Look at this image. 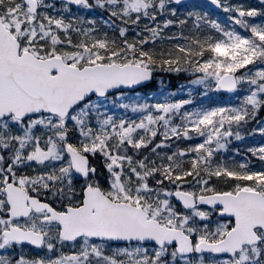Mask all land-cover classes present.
<instances>
[{"label": "snow or ice", "instance_id": "snow-or-ice-1", "mask_svg": "<svg viewBox=\"0 0 264 264\" xmlns=\"http://www.w3.org/2000/svg\"><path fill=\"white\" fill-rule=\"evenodd\" d=\"M0 264H264V0H0Z\"/></svg>", "mask_w": 264, "mask_h": 264}, {"label": "trees", "instance_id": "trees-1", "mask_svg": "<svg viewBox=\"0 0 264 264\" xmlns=\"http://www.w3.org/2000/svg\"><path fill=\"white\" fill-rule=\"evenodd\" d=\"M177 83H181V81H178Z\"/></svg>", "mask_w": 264, "mask_h": 264}]
</instances>
